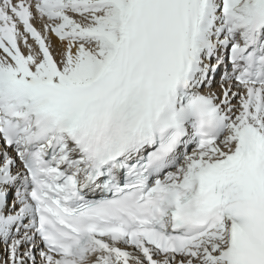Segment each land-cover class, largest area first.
I'll return each instance as SVG.
<instances>
[{
	"label": "snow or ice",
	"instance_id": "obj_1",
	"mask_svg": "<svg viewBox=\"0 0 264 264\" xmlns=\"http://www.w3.org/2000/svg\"><path fill=\"white\" fill-rule=\"evenodd\" d=\"M0 264H264V0H0Z\"/></svg>",
	"mask_w": 264,
	"mask_h": 264
}]
</instances>
